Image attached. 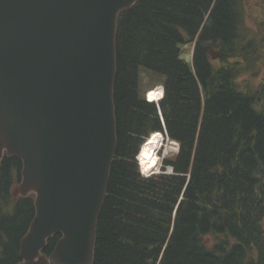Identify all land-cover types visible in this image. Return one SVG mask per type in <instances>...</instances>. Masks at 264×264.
<instances>
[{
  "label": "trees",
  "instance_id": "1",
  "mask_svg": "<svg viewBox=\"0 0 264 264\" xmlns=\"http://www.w3.org/2000/svg\"><path fill=\"white\" fill-rule=\"evenodd\" d=\"M246 20L244 0H139L120 12L118 146L93 264H264V18L253 31ZM159 85L179 150L146 177L136 156L164 124L144 95ZM22 166L16 157L0 163V264L21 262L35 216L34 195L11 193Z\"/></svg>",
  "mask_w": 264,
  "mask_h": 264
},
{
  "label": "water",
  "instance_id": "2",
  "mask_svg": "<svg viewBox=\"0 0 264 264\" xmlns=\"http://www.w3.org/2000/svg\"><path fill=\"white\" fill-rule=\"evenodd\" d=\"M138 1L0 0V163L20 159L12 196H35L19 264L94 262L118 146V16Z\"/></svg>",
  "mask_w": 264,
  "mask_h": 264
},
{
  "label": "rangeland",
  "instance_id": "3",
  "mask_svg": "<svg viewBox=\"0 0 264 264\" xmlns=\"http://www.w3.org/2000/svg\"><path fill=\"white\" fill-rule=\"evenodd\" d=\"M245 4V10L247 14V20L246 24L250 28L251 31L253 29H256L257 23L264 18V0H244ZM261 12L263 14L261 15ZM183 58L187 61L191 62L193 57V46H185L183 48ZM256 83H259L261 81V78L254 80ZM145 89V86H144ZM147 93V90L145 91V94ZM157 106V103H155ZM178 151V146L174 142H170L168 140H165L163 142V146L159 149L158 152V159H159V166L158 169L153 171L152 173H149L150 175L155 173H161L162 172V166L165 160L171 159V157L176 154ZM139 164V162H138ZM140 171L142 172V167L139 164ZM171 169H167L166 172H170ZM146 174V173H145Z\"/></svg>",
  "mask_w": 264,
  "mask_h": 264
},
{
  "label": "bare ground",
  "instance_id": "4",
  "mask_svg": "<svg viewBox=\"0 0 264 264\" xmlns=\"http://www.w3.org/2000/svg\"><path fill=\"white\" fill-rule=\"evenodd\" d=\"M163 93L164 88L157 87L149 90L147 96L149 98V101L155 102L163 96ZM163 142V135L157 132L153 133L142 145L138 160L144 173L149 174L158 169L160 163L158 159V150L163 146Z\"/></svg>",
  "mask_w": 264,
  "mask_h": 264
}]
</instances>
